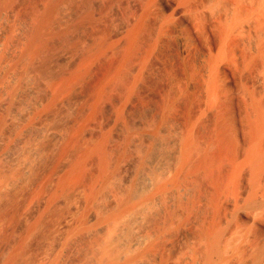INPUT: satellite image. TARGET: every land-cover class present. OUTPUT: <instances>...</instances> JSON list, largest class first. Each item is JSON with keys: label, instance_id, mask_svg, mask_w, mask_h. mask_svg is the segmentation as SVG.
Here are the masks:
<instances>
[{"label": "bare ground", "instance_id": "6f19581e", "mask_svg": "<svg viewBox=\"0 0 264 264\" xmlns=\"http://www.w3.org/2000/svg\"><path fill=\"white\" fill-rule=\"evenodd\" d=\"M12 1L0 0L1 21L4 5ZM37 10L25 34L19 30L21 19L14 23L22 24L20 32L11 21L0 25V99L16 98L21 104L24 96L28 103L29 96H36L28 107L27 101L21 104L27 109L17 116L16 130L18 104L8 110L10 100L0 102V164L12 156L11 145L30 146L23 151L33 154L39 146H31L42 137H55L57 143L53 152L39 143L48 155L52 152L53 165L48 161L52 166H45L44 175H31L29 158V163L21 161L20 170L10 166L14 161L6 168L5 160L3 173L0 166V264H264V0H41ZM87 27L96 29L81 40L88 41L87 51L75 52L80 40L69 39L68 53L64 47L57 52L59 62H66L70 51L80 57L67 68H53L49 55L57 40ZM83 33L80 37L88 32ZM101 61L97 82L78 98L77 118L68 125L66 118L60 120L67 125L64 131L38 124L43 116L51 118L76 88L79 92L78 85ZM150 74L175 80L185 100L184 125L177 137L172 135L175 139L169 113L179 105L177 99L160 105L154 121L139 118L117 129L138 85L148 88ZM33 79L41 84L33 85ZM197 100L202 105L196 114ZM106 104L107 119L102 116ZM99 116L106 119V129L117 124L114 135L103 127L90 134ZM199 119L205 123L201 131L195 123ZM87 134L91 144L83 143ZM132 152L139 157L133 159ZM88 170L93 175L87 182ZM28 173V183L11 191L13 179ZM75 185L82 186V199L63 214L76 199L72 194L65 207L63 200Z\"/></svg>", "mask_w": 264, "mask_h": 264}, {"label": "rangeland", "instance_id": "374dc122", "mask_svg": "<svg viewBox=\"0 0 264 264\" xmlns=\"http://www.w3.org/2000/svg\"><path fill=\"white\" fill-rule=\"evenodd\" d=\"M13 1H15V0H13ZM13 1H12V2H13ZM18 1H19V2H18ZM18 1H16V2H18L19 4H21L22 2H24V4H25V3L27 2V4H26L27 6H26V5L24 6V4H22L23 6H22V5L19 6L18 3H17V5H18V8H17V5H15V4H16L15 2H13V3H15V4H14L15 6L13 5L12 2H11L12 4L9 3V4H7L6 6L4 5L3 9H4V11H6L7 13L3 11L2 14L6 17V19H4L5 17H3V15H2L3 18H2V21L0 20V21L2 22V23L0 22V23H1L0 25H4V27H5V26L7 27L6 24H8V23L10 24V21H11V26H12V25L15 23V21H16V23L18 22V24H19V22L21 23V21H19V19H21V20L24 21V22L22 21V23H24V24H23V27L25 26L26 29H24L23 27H21L22 24H20L21 26L19 25V26L21 27L20 29L18 28L19 26H17L18 24L16 25V26H17V28H16V26H15L16 23L13 25V28L15 27L14 29H17V30L19 29V30H21V31L23 32V33H21V34H25V33L28 32V29H29V28H28V27H29V23H27V22H30V21H32V19H34V18H33V17H34V14H35V18H36V16L39 14V11H38L37 9L39 8V5H40L41 0H31V1H30V0H18ZM38 2H39V3H38ZM80 2H81V1H80ZM80 2L78 1V3H80ZM34 3H35V4H34ZM10 4H11L12 6H11ZM30 4H31V5H30ZM36 4H37L38 6H37ZM9 5H10L12 8L14 7V11L12 10L13 13H14L15 10H16L15 7L17 8V10H16V12H15V13L17 14V17H16V14H15V13H14V14H11V12H12L11 9H12V8H7V7H10ZM32 5H33V6H32ZM35 5H36L37 7H35ZM5 7H6L7 9H6ZM20 7H21V8H20ZM22 7H23L24 9H23ZM31 7H32V8H31ZM34 7H35V8H34ZM29 8H30V10H31V9H32V10L30 11ZM33 8H34V9H33ZM18 9H19V10H18ZM25 9H26V10H25ZM27 9H28V10H27ZM21 10H22L23 12H22ZM33 10L38 11V14H37L36 11H33ZM20 11H21V12H20ZM24 11H25V13H24ZM26 11H27V12H26ZM18 12H19V16H18ZM33 12H34V13H33ZM35 12H36V13H35ZM4 13H6V15H5ZM20 13H21V14H20ZM22 13H23V14H22ZM29 14H30V15H29ZM11 15H12V19H13V20L10 19V18H11ZM28 15H29V16H28ZM9 16H10V17H9ZM23 16H24V17L26 16V17L24 18ZM32 16H33V17H32ZM18 17H20V18H18ZM21 17H22V18H21ZM29 17H31V18L29 19ZM17 18H18V19H17ZM23 18H24L25 20H24ZM3 19L5 20L6 23L3 21ZM15 19H16V20H15ZM26 19H27V20H26ZM17 20H18V21H17ZM25 21H26V22H25ZM32 22H33V21H32ZM25 24H26V25H25ZM30 24H31V26H32L33 23L30 22ZM8 26H10V25H8ZM11 26H10L9 28H10L11 30H14V29L11 28ZM31 26H30V27H31ZM2 27H3V26H2ZM4 27H3V28H4ZM0 28H1V27H0ZM22 28H23V30H22ZM89 28H90V27H87V28H85V29L83 28L84 30H82V29H79V30L74 29V30L70 31V35H71V36L69 35L68 39H65V41H64V40H57V42L54 44V47H53V48H55V50H53V51L51 52V54L48 53V55L50 54V55H49V56H50L49 59H55V60H49V61H51V62L54 64V65H53L54 67L52 66L53 68H56V69H60L61 67H66V68H67L70 64H72V63L74 62L75 58L80 57V56H78L80 52H81L80 55H82L83 53H85V52L87 51V49H85V48H88V41L85 42V41H81V40H84V38L86 39V37H87V39H88V38L90 37L88 34L91 33L90 35L92 36V33H94L95 30H96V29H95L94 31H92V29H89ZM87 29H89V30L87 31ZM0 30H3V29H0ZM19 30H18V31H19ZM25 30H26V31H25ZM75 30H77V31H75ZM74 31H75V32H74ZM84 31H86V32H84ZM19 32H20V31H19ZM73 32H74V33H73ZM83 32H84V33H83ZM87 32H88V33H87ZM72 33H73L74 35H73ZM79 33H83V35H84L85 33H87V34H85L84 36L80 37L81 34H79ZM76 34H77L78 37L76 36ZM75 38H76V39H75ZM78 38H79V39H78ZM82 38H83V39H82ZM69 39H70V40L72 39L70 42H74V41L78 42V41L80 40L81 42H84L85 44H87V46H84L85 44L81 43L80 41L78 42L79 44L75 42L76 45L78 44V46L82 45V46H80V47H77V46H76V50H77L78 48L81 49V50H79L80 52L76 54V53H73L72 51H70L71 55H70V54L67 55V56H68V59H69V58H70V59H69V60L67 59L66 62H65V61H62V62L60 61V62H59V56H58V55L61 54V51H62V50H65V49H67V51H68L69 44H70ZM77 40H78V41H77ZM61 41H62L63 44L61 43ZM63 41H64V42H63ZM67 42H68V44H67ZM65 44H66V45H65ZM61 45H62V47H61ZM64 45H65V46H64ZM63 47H64V49H62ZM81 47H83L85 50H84L83 48H81ZM60 49H62V50H60ZM56 50H57V51H56ZM59 50H60V52H59ZM70 50H71V49H70ZM76 50H75V52H78V50H77V51H76ZM55 51H56V52H55ZM67 51L65 50L66 53H68ZM57 52H59V54H58ZM53 53H54V54H53ZM52 54H53V55H52ZM57 54H58V55H57ZM51 56H52V58H51ZM55 56H56V57H55ZM69 56H70V57H69ZM72 56H73V57H72ZM74 56H77V57H74ZM71 57H72V58H71ZM56 59H58V60H56ZM69 61H71V62H69ZM57 62H58V63H57ZM63 62H64V63H63ZM68 62H69V63H68ZM66 63H68V65H67ZM97 63H98V64H97ZM101 64L103 65L104 63H103L102 61H101V63H100V62H96V64H94V65H96V66L93 65V67L91 68L92 71H93V72L90 71L91 75H89V73H87L88 75L86 76V77H87L86 79H87V81H88V80H89V81L87 82V81L85 80V83H83L82 85L80 84L81 86H84L85 84H87V85H85L84 87H81V86L79 87V85H78V90H79V92H77V88H76L75 93H78L79 95H77V94L74 93V95H73L72 97L63 100L62 105H64V103H66L67 106H69V104H71V105L69 106L70 108H69V107H65V105L62 106L61 103H60V106H61V108H62V111H61L60 106H58L60 109H59V110L57 109V111H56L52 116L50 115V116H51V118L49 117L50 119H49L48 117H46V116H45V117L43 116V117H42L43 119H42V118L39 119V120H41L42 122H39L38 120H37L36 122H37V123L39 122L38 124H41V123H42V124H43V123H44V124H47V125H45V126H48V125H49V126H52V125H53V126L57 127L58 130H60V131H64V130L67 128V125L70 123L69 121H72L73 118L76 119V118H77L76 114H77L78 112H79V113L81 112V108H80V111H79V108H78V107L81 106L80 99H78V98L82 97V96H80V95H83V93H84V94L86 93L85 90L88 91V88H91V86L95 85V83L97 82L98 76L101 74V73H100V70H102L101 67H103V66H101ZM62 65H63V66H62ZM65 65H66V66H65ZM94 67H95V68H94ZM93 69H94V70H93ZM92 74H93V75H92ZM97 74H99V75H97ZM150 75H151L154 79H153L151 76L149 77V75H148V77L146 78V81H147V85H146V86H147L149 89L146 88V87L144 86L145 84H143V83H146L145 80H144V81H141L143 85H141V83H140V84L138 85V88H139L140 91H142V90L144 89V88H141V87H145V89H144L143 92H140V91L137 89L138 92L135 93V94H133L132 97H131V99H130V101L127 102L129 105L131 104L130 106H129V105H128V106L126 105L127 108H128L130 111L127 110V112H126L127 114H126V113H125V115L123 114V115H124V117H123V119H124V120H123V123H120V121H119L120 124H118V125L115 123L117 126H119V127H117V129H120V130H121V129H124V127H123L124 122H125L126 124H128V123H130V122L132 123V121L134 122V121H137V120H138V122H139V118H140V121H143V120H145L147 117H151V120L154 121L155 119H152V117H153V118H157V117L159 116V114H161L160 112H161V110H162V107H161L160 105H163V107H164L165 105H168L167 102H168L169 104H171L173 100H176V99H177V103H178L179 105L177 104L178 106H176L173 110L171 109L172 112L170 111V113H169V119H171V123H170V124H172V121L175 119V121H173V124H172L173 128H172V126H171L170 124H168L169 127H171L172 129L175 130V132H174V130H173V133L171 134L170 137H172V135H176V137H177V133L183 128V125H184V118H183V117H184V115H185V114H184V113H185V112H184V111H185V109H184V103H185V100L183 99V97H179V86H178V83H177L175 80H173V79L170 80V78H168V77H164V78L162 77V78H161V77H159V75H158L157 77H155L153 74H150ZM88 76H89V77L91 76L92 78H91V77L88 78ZM95 78H97V79H95ZM155 79H156V82H154ZM157 79H159V81H158ZM160 79H161L162 81H160ZM168 79H169V80H168ZM91 80H92V81H91ZM167 80H168L169 82H168ZM36 81H39V80L36 79ZM171 81H172V82H171ZM32 82H33V83H32L33 85H36V84L38 83V82L36 83V82L34 81V79L32 80ZM86 82H87V83H86ZM92 82H93V83H92ZM29 83H30V82H29ZM88 83H89V84H88ZM137 83H138V82H137ZM38 84H41V82L39 81ZM153 84H154V85H153ZM155 84H156V85H155ZM159 84H160V86H159ZM162 84L164 85L165 89L167 88L166 90H165L164 88L161 89V88L163 87ZM151 85H152V86H151ZM161 85H162V86H161ZM36 86H37V85H36ZM86 86H88V87H86ZM139 86H140V87H139ZM158 86H159V87H158ZM168 86H170V87H168ZM150 87H151V88H150ZM152 87H154L155 89L157 88V89L155 90V89L152 88ZM174 87H177V88H174ZM79 88H80V89H79ZM83 88H84V89H83ZM140 88H141L142 90H141ZM159 88H160L161 90H160ZM81 89H83V92L80 91ZM137 90H136V91H137ZM148 90H149V91H148ZM152 90H153V91H152ZM163 90H164V91H163ZM162 91H163V92H162ZM167 91H168L169 93H168ZM170 91H171V92H170ZM172 91L176 92V94H175L174 92H172ZM81 92H82V93H81ZM139 92H140V94H139ZM146 92H148V93H146ZM153 92H154V93H153ZM165 92H166V93H165ZM141 93H142V94H141ZM143 93H144V96H143ZM136 94H137V98H136ZM138 94H139V95H138ZM149 94H151V95H149ZM152 94H153V95H152ZM156 94H157V96H156ZM158 94H159L160 97L158 96ZM160 94H161V95L163 94L162 96H163V97L165 96V99L168 98L169 101H166V104H163V103H165V102H164V100H161V99H163V97H162ZM164 94H165V95H164ZM147 95H148V96H147ZM166 95H168V96H166ZM171 95H172V96H171ZM78 96H79V97H78ZM138 96H140L139 98H141V99H139ZM149 96H150V97H149ZM170 96H171V97H170ZM27 97H28V95H27L26 97L24 96V97H23V101L26 102V101L28 100ZM35 97H36L35 95H33L32 97L29 96V99H32V98H33L32 100H34ZM74 97H75V98H74ZM76 97H77V98H76ZM142 97H143V98H142ZM24 98H25L26 100H25ZM134 98L136 99V103H133V100H134V102H135V99H134ZM144 98H146V99H144ZM147 98H148V99H147ZM169 98H170V99H169ZM179 98H180V99H179ZM2 99H3V100L6 99V100H10V101H11V102L9 101L10 103L8 102V105L10 104V105L8 106V110H10L11 106L13 107L14 104L16 105V103H17L19 106H20L21 104H23V105L25 104V102H23V103L20 102L21 104H19V103L16 101V98L9 99V97L6 98V96H5V97L3 98V96H2L1 99H0V102L3 101ZM73 99H74V100H73ZM142 99H143V100H142ZM149 99H150V100H149ZM153 99H155V100H153ZM158 99H159V100H158ZM21 100H22V99H21ZM32 100H30L29 103H28V101H27L26 104H25L24 106H27V104L30 105L31 102L33 103L34 101H32ZM66 100H67V101H66ZM68 100H70L71 102H72V100H73V102L71 103V102L69 101V103H68ZM141 100H142V101H141ZM145 100H148V101H146L147 103L145 102ZM156 100H158V101H156ZM160 100H161V102H160ZM13 101H14V103H13ZM65 101H66V102H65ZM137 101H138V103H137ZM76 102H77V103H76ZM129 102H130V103H129ZM142 102H143V103H142ZM170 102H171V103H170ZM195 102H196V103H195V104H196V107H195V104H194V107H193V108H194V109H193V113H196V111H197V113H199V110H197L196 108H199V106L202 105V103H200L198 100L195 101ZM75 103H76L77 106L75 105ZM78 103H80V104H78ZM127 103H126V104H127ZM12 104H13V105H12ZM134 104H135V105L137 104V105L135 106ZM141 104H142V105H141ZM197 104H198V106H197ZM15 105H14V106H15ZM18 105H16V106H17V108H18L17 110H19L18 113H20V114L16 115V116H15L16 118H15V117L13 118V121L15 120V122H14L13 124H14V125L17 124V125H15L16 127L14 126V129L17 128V126H18L17 121H20L19 118H18L17 116L22 115V113L25 112V110H26L27 107H28V106H27L26 109H24V108H23L24 106L22 107V105H21V107H22V108H21V107H18ZM107 105H108V104H106V106H107ZM133 105H134V106H133ZM144 105H146V106H144ZM16 106H15V108H16ZM71 106H72L73 109H74L73 112H72L73 109H72ZM108 106H109V105H108ZM108 106L106 107V109H104V111H102V116H103V117L107 115L106 112L108 113V115H110V112H109ZM148 106L151 107V108H148ZM153 106H154V107H153ZM158 106H160V107H158ZM180 106H183V107L181 108ZM63 107H64V108H63ZM129 107H132L133 109H132V108H129ZM75 108H76V109H75ZM104 108H105V107H104ZM158 108H160V109H159L160 111L158 110ZM178 108H179L180 110H179ZM22 109H24V110H22ZM69 109H70V110H69ZM139 109L141 110V112L143 111L144 113H143V112L141 113V112L139 111ZM175 109H176V110H175ZM183 109H184V110H183ZM195 109H196V110H195ZM75 110H76L77 112H76ZM105 110H107V111H105ZM181 110H183V111H181ZM0 111H1V110H0ZM20 111H22V112H20ZM70 111H71L73 114H71ZM173 111H174L175 113H174ZM176 111H178L177 114H176ZM179 111H181L182 113L179 112ZM58 112H61V113L58 114ZM134 112H135L136 114H134ZM156 112H157V113H156ZM3 113H4V112H3ZM63 113H64V114H63ZM65 113H66V114L69 113L68 116H66ZM75 113H76V114H75ZM128 113H129V114H128ZM132 113H133V114H132ZM152 113H153V114H152ZM158 113H159V114H158ZM171 113H172V114H171ZM179 113H181V115H180ZM197 113H196V114H197ZM0 114H2V112H1ZM55 114H58V115H55ZM62 114H63L64 116H63ZM138 114H139V115H138ZM170 114H171V115H170ZM175 114H176V115H175ZM183 114H184V115H183ZM73 115H74L75 117H74ZM77 115H78V114H77ZM108 115L106 116V119H107ZM126 115H128V117H129L128 119H129L130 121L127 120V118H126L127 116H126ZM142 115H143V118H141ZM151 115H152V116H151ZM172 115H173L175 118H174V117L172 118ZM53 116L56 117V118H54ZM57 116H58V117H57ZM61 116H63V117H61ZM70 116H71L72 118H71ZM102 116H99V118H98V119H99V120H98V123H97V121H96V122H92L93 125L91 126L90 134L96 132L97 130H98V131L101 130L102 127H103V128L105 127V126H103V125H106V124H105V123H106V119H105V118H102ZM134 116H135V117H134ZM179 116H180V117H179ZM59 117H60V118H59ZM67 117H68L69 119H68ZM137 117H138V118H137ZM178 117H179V118H178ZM52 118H53L54 121H55V119H56V120L59 122V123H56V122H55V123L58 124V125H56V124L54 125V124H53L54 122L51 120ZM63 118H64V119L66 118V119H67V120L65 119L66 121L69 120L68 123L66 122L67 125H66V124L64 125V123L61 122V121L64 122ZM70 118H71V119H70ZM125 118H126V119H125ZM130 118H132V120H131ZM180 118H181V119L183 118V119H182L183 121H182ZM45 119H47V120H45ZM58 119H59V120H58ZM141 119H142V120H141ZM172 119H173V120H172ZM179 119H180V120H179ZM44 120H45V121H44ZM60 120H61V121H60ZM101 120H102V121H101ZM103 120H105V121L103 122ZM125 120H126L127 122H126ZM199 120H200V119H199ZM43 121H44V122H43ZM117 121H118V119H117ZM117 121H116V122H117ZM169 121H170V120H169ZM45 122H46V123H45ZM50 122H51L52 124H51ZM60 122H61V124H60ZM121 122H122V121H121ZM177 122H178V124H180V125L176 124ZM198 122H199V123H198ZM198 122H195V123L198 124V125L196 124V126H198V127H196V129H198V131H201V130L203 129L205 123H204V121H202V119H201L200 121H198ZM49 123H50V124H49ZM103 123H104V124H103ZM117 123H118V122H117ZM200 123H201V125H199ZM202 123H203V125H202ZM115 124H114V125H115ZM59 125H60V127H59ZM61 125H63V127H62ZM94 125H95V126H94ZM97 125H98V126H97ZM114 125H113V127L115 128L116 126H114ZM175 125H176V127H175ZM64 126H65V127H64ZM181 126H182V128H181ZM97 127H98V128L100 127V128L98 129ZM113 127H110V128H108V129L104 128V129H106L107 131H108L109 129H111L110 131H108L109 134H111V132H112V128H113ZM121 127H123V128H121ZM59 128H60V129H59ZM61 128H62V129H61ZM92 128H95V129H92ZM96 128H97V129H96ZM114 128H113V129H114ZM177 128H178V132H176ZM14 129H13V130H14ZM104 129H102V130H104ZM117 129H114L113 132L116 133V132H117ZM147 129H148V128H145V130H147ZM15 130H16V129H15ZM30 130H31L32 132H30ZM30 130H29V135H28L29 137H30V135L33 136L32 134H34V131H35L34 128H32V129H30ZM120 130H119V131H120ZM145 130H144V131H145ZM91 131H92V132H91ZM115 131H116V132H115ZM149 131H150V130H148V132H149ZM196 131H197V130H196ZM140 132H142V131H140ZM145 132H146V131H145ZM174 133H175V134H174ZM26 134H27V133H26ZM90 134H87V135H86L87 138L83 140V143H86V144H91V143H92L91 139L89 138V137L91 136ZM35 135H36V134H35ZM88 135H89V136H88ZM111 135H114V134L112 133ZM176 137L173 136L171 139H173V138L175 139ZM32 138H33V137H32ZM43 138H44V139H43ZM48 138H50V139H48ZM52 138H54V139H52ZM51 139H52V140H51ZM40 140H42V141H41V142L38 141V142H39L42 146H44V148H46V149L49 150V151L51 150V151L53 152V149H54V147H55L54 145L57 143V141L55 140V137H42V139H40ZM44 140H46V141H44ZM87 140H89V143L86 142ZM114 140H116V139H114ZM12 141H13V139L11 140V142H12ZM84 141H85V142H84ZM90 141H91V143H90ZM14 142H15V141H14ZM14 142H12V144H13ZM43 142H44V144H43ZM45 142H48V143H45ZM53 142H55V143H53ZM115 142L117 143V141H115ZM39 143H36V145L31 146V147H35V148H36L37 146H39V148H38V147H37V148L39 149L40 152L38 151V149H35V150H37V152H39V153H37V152L35 151L33 154H30V153L27 154V153L29 152L28 149L30 148V146H28V147H29V148H28V147H26L27 145H21V146H20V147H22V148H21L22 150H21L17 145H14V146H16V147H13V145H11V143H10L9 145H11L12 147H11V146L8 147V149H9V148L11 149V150L9 149L8 153L11 151L9 154L12 155V156H9V157H10V158L13 157L14 159H15V157L19 158L18 160L15 159V160H17V162H18L20 159H21V160H20V162L17 163L13 158L10 159V158L8 157L7 159H5L7 163L5 162V160H3V161H2L3 163L0 164L1 168H2L3 165L5 166V164H7V167L5 166L6 168H8V167H10V166L13 165V166H12L13 169H15L14 166H16V168L19 169L18 165L21 163V164H20V165H21L20 168H21V167L23 166V163H26V162H27L26 159L29 158V160L32 162L33 155H34V161H33V163L35 162L34 165H33V163H31V162H30V163H31V164H30L29 161L27 162V163H29V166H30L29 169L32 167V168L30 169L31 171L28 170V172L30 171V172L32 173V174H31L32 176H33V174L37 176L38 172H36V171H39V172H40V174H38V176H39V175H40V176H41V175H44V174L46 173V171H47V172L49 171V170H47V169H48L47 167H49V169H50V166L53 165V160L51 159V157L49 158V155H50L52 152H49V155H48V151H47L46 149H44L41 145H39ZM52 143H53V144H52ZM14 144H15V143H14ZM45 144H46V145H45ZM48 144H49V146H48ZM23 146H24V147H23ZM52 146H53V147H52ZM17 147H18L19 149H18ZM25 147H26V148H25ZM24 148L27 149V150H26V151H28L27 153H25V151H23ZM15 149H16V150H15ZM41 149H42L43 151H41ZM12 150H13V152H12ZM17 150H18V151H19V150L22 151V153H21L20 151L18 152ZM17 152H18V153H21L23 156H24L25 154H27L28 156H27V155L24 156V157H23V156H20V154H18ZM41 152H42L43 154H42ZM45 152H46V153H45ZM158 152H159V151H158ZM158 152H157V153H158ZM11 153H12V154H11ZM13 153H15V154H13ZM23 153H25V154H23ZM41 154H42V155H41ZM44 154H45V155H44ZM131 154H132L131 156L134 157L133 159L139 157V154H138V156H137V153H134L135 156H134L133 152H132ZM13 155H14V156H13ZM17 155H19V156H17ZM35 155H36V156H35ZM40 155H41V157H40ZM30 156H31V157H30ZM46 156H47V157H46ZM50 156H51V155H50ZM131 156H130V158H131ZM22 157H23V158H22ZM35 157H36V158H35ZM39 157H40V159H39ZM43 157H44V158H43ZM30 158H31V159H30ZM42 158H43V159H42ZM48 158H49V160H48ZM130 158H129V159H130ZM8 159H9V160H8ZM22 159H23V160H22ZM24 159H25V160H24ZM37 159H39L40 161H41V160H44V159H45V160H44L43 162H40L39 160L37 161ZM50 159H51V161H50ZM94 160L96 161L97 158H96V159L94 158ZM8 161H9V163H8ZM11 161H14V162L11 163ZM21 161H22L23 163H22ZM48 161H49V162H52V163H50V164H52V165H50ZM95 161H94V163H93V167H94V168H93V167H90V168H92V169H91L92 171H94V169H96V162H95ZM4 162H5V164H4ZM39 162H40L41 164H40ZM45 162H46V163H45ZM10 163H11V165H10ZM15 163H16V164H15ZM14 164H15V165H14ZM35 164H38V165H39L38 167H40V169H39L38 167H35V166H36ZM94 164H95V166H94ZM9 165H10V166H9ZM31 165H32V166H31ZM48 165H50V166H48ZM45 166H47V167H45ZM44 167H45L46 169H44ZM12 168H9V169H12ZM90 168H89V170H90ZM3 169H4V171H5V168L3 167V168H2V173H3ZM9 169H6V171L9 170ZM37 169H38V170H37ZM42 169H43V170H42ZM19 170H20V169H19ZM32 170L34 171V173H33ZM41 170H42V172H41ZM45 170H46V171H45ZM89 170L87 171L89 174H88V173H87L88 175L86 174V180L89 179V180H87V182L90 181V179H92V175H93V172H91V171H89ZM0 171H1V169H0ZM142 171H143V170H142ZM30 172H29V173H30ZM145 172H146V174H145ZM145 172H143V174H145L146 176L149 177L150 175H147V174H148L147 171H145ZM29 173L27 174V176H26V175H25V176L22 175L23 177H27V178H24L25 180L22 179L24 182L27 181V182H25V183L21 180V178H23L22 176H21V178H20V176L17 177L18 180H20V184H21V185L18 184L19 181L17 180V178H14V179H13V180H14V183H12V184L14 185V187H13L12 184H11L12 186L9 185V186L12 188V189L10 188V190L13 191V189L16 188V186L18 185V186H17L18 188H16L17 190L15 189L14 191H17V192H18V190L20 191V189L22 188V186L26 185V183H28V181H29L30 178L32 177V176H30ZM35 173H37V174H35ZM90 173H91V174H90ZM0 174H1V172H0ZM28 175H29V176H28ZM19 178H20V179H19ZM15 179H16V181H15ZM26 179H27V180H26ZM22 182H23V183H22ZM141 182H142V181L139 182L140 185L142 184ZM16 184H17V185H16ZM138 185H139V184H138ZM140 185H139V186H140ZM142 185H143V184H142ZM9 186H8L7 189H9ZM19 187H20V188H19ZM74 187H75V189H74ZM78 187H82V186H81V185H80V186H79V185H75V186L72 187V189H71V188L69 189V193H68L69 196H67V198L65 197V198H64L65 201L63 200V202H64V205L66 204L65 207H67L68 204H70V205H69V207H67L65 210L63 209V210H64V211H63V214L67 212V209H68V211H69V210H70L69 208H71L73 205H78V204H79V202H80V197H81L82 195H79V196H78V194H80V193H82V192L79 193ZM7 189H6V190H7ZM10 190H9V192H10ZM71 190H72L73 193L71 192ZM73 190H74V191H73ZM76 190L78 191V193L76 192ZM14 191H13V192H14ZM7 192H8V190H7ZM74 192H76L75 195H74ZM11 194L13 195L12 192L10 193V195H11ZM70 194H71V195H70ZM72 194H73V196H72ZM12 195H11V196H12ZM14 195H15V194H14ZM76 195H77L78 197H77ZM11 196H9V198H8V202H6V205H5V206H7V205L9 206V205L11 204V203H10V202H11V199H12ZM71 196H72L73 198L76 197V199H74V201H75L76 203L72 200V197H71ZM10 197H11V198H10ZM15 197H16V196H15ZM69 197H70V198H69ZM13 198H14V196H13ZM68 199L72 200L75 204H74L72 201H70V200H69L70 202L67 204ZM81 199H82V197H81ZM78 200H79V201H78ZM9 201H10V202H9ZM66 201H67V202H66ZM65 202H66V203H65ZM71 202H72V203H71ZM77 202H78V204H77ZM72 204H73V205H72ZM8 206H7V207H8ZM65 211H66V212H65ZM66 214H67V213H66ZM22 217H23V216H22ZM21 220H22V218H21ZM58 222H59V221H58ZM58 222H57V223H58Z\"/></svg>", "mask_w": 264, "mask_h": 264}]
</instances>
